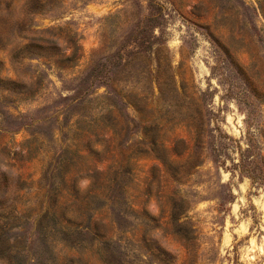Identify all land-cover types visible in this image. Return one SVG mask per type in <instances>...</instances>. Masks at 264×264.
I'll use <instances>...</instances> for the list:
<instances>
[{
    "label": "rangeland",
    "instance_id": "obj_1",
    "mask_svg": "<svg viewBox=\"0 0 264 264\" xmlns=\"http://www.w3.org/2000/svg\"><path fill=\"white\" fill-rule=\"evenodd\" d=\"M151 2L159 9L149 8ZM23 5V0L13 1L10 11L15 21L22 18ZM151 15L159 19L154 51H163L156 50L152 57L167 56L180 92L184 85L190 95H179L177 105L191 108L203 94V107L210 113L197 146V162L188 166L181 184H170L159 159L140 156L128 189L129 205L140 219L155 220L152 225L157 222L148 243L156 254L165 251L169 257L161 256L171 264H187L189 259L184 241L173 234L170 224L167 197L173 189L191 201L188 218L182 215L180 221L187 220L197 237L193 264H264V0H64L53 13L32 16L33 29L53 41L46 51L41 50L42 58L29 56L14 29L10 42L0 45V77L17 79L18 68L11 60L22 48L18 67L28 73L26 78L35 81L39 77L41 85L33 100L24 102L0 84V121H9L3 115L10 109L7 96L15 101L12 112L22 111L41 120L34 127L17 126V133L0 132V192L14 196L21 184V205L30 199L35 206L38 192L48 189L49 182L42 177L50 156L61 145L54 139L55 119L63 112L61 120L74 119L78 111H66L62 96L73 93L76 79L95 61L114 51L127 58L136 39L149 45L145 20ZM138 22H142L140 27ZM70 56L72 60L60 67V61ZM131 60L143 68L150 62L148 57ZM104 91L103 86L96 89L92 98ZM162 140L171 162L180 165L188 160L194 142L186 127L168 129ZM86 143V137L78 141L77 150L84 159L67 176L68 184L81 193L92 187L88 174L104 172L110 165V152L100 159ZM177 143L179 152L174 150ZM93 148L101 150L102 145L95 143ZM23 223L26 227L11 229V244L25 230L35 239L36 224ZM145 229L141 221H135L134 241L141 251L146 250L142 242ZM40 249L35 240L22 255L23 263L39 264L37 257L43 260ZM55 252L59 264L72 258L102 264L95 250L82 253L57 244ZM143 259L149 263L148 257ZM0 264L8 262L0 258Z\"/></svg>",
    "mask_w": 264,
    "mask_h": 264
},
{
    "label": "trees",
    "instance_id": "obj_2",
    "mask_svg": "<svg viewBox=\"0 0 264 264\" xmlns=\"http://www.w3.org/2000/svg\"><path fill=\"white\" fill-rule=\"evenodd\" d=\"M13 1L0 0V45L10 42V35L15 29L18 40L25 43L23 49L29 51V56L44 57L41 50L46 51L53 41L33 29L32 16L53 13L64 0H23V16L17 21L10 11ZM149 8L159 9L152 2ZM158 20L153 15L145 20V27L150 30L145 42L149 45H142L144 41L136 39L134 42L137 45L129 51L127 58L121 52L114 51L104 60L95 61L83 76L76 79L73 93L62 96L66 111L76 108L78 111L74 119L65 117L61 120L64 112L55 119L54 139L61 145L50 156L42 177L49 182L48 189L38 192L35 206L30 199L21 205V184L14 189V196L5 190L0 192V258L7 260L8 264H24L22 255L30 251L35 240L41 244L43 260L37 257L39 264H59L55 252L57 244L82 253L95 250L102 264H171L168 258L161 256L169 257L165 251L156 254L148 243L150 230L159 225L157 222L152 225L155 220L140 219L133 212L127 197L128 189L136 175V162L143 155L153 156L163 163L171 185L181 184L188 166L197 162V146L206 132L205 119L210 111L203 107V94L198 96V103L193 102L191 108L177 105L176 98L179 95L190 97L186 92L187 87L182 85L180 92L167 56L157 55L154 66L152 56L156 50L163 53L160 49L154 51V43L158 39L155 34ZM140 23L137 27L142 25ZM23 49L11 60L14 68H18L17 79L0 77V84L4 83L5 91L17 93L22 101L28 102L38 92L41 79L38 77L34 81L31 76L26 78L27 72L18 67L22 64L20 53ZM73 57L61 60L59 66H64ZM131 57L140 60L148 57V67L133 63ZM1 71L0 68V74ZM102 86L105 91L96 93V97L92 98L96 89ZM5 98L10 109L3 115L9 121H5V124L0 121V132L17 133V126L34 127L41 120L29 117L22 111L12 112L15 101L9 96ZM175 126L186 127L194 142L188 160L180 165L168 159L162 140L163 133ZM104 132H111L112 135L106 138ZM84 137L87 139L84 146L91 153L94 152L96 157L101 159L110 152L108 169L88 174L93 184L87 193L70 186L67 179L72 168H77L84 159L80 150H77L78 141ZM95 143L102 145V149L95 150ZM174 150L180 151L178 143ZM167 198L172 232L184 241L189 256L187 264H193L191 259L197 237L187 220L180 221L182 215L188 218L186 214L191 209V201L175 189ZM130 218L133 223L129 225ZM25 220L36 224L35 239L25 230L22 238L17 240L14 237L16 244H11V229L23 228ZM135 221H141L146 226L142 238L145 251H141L140 244L134 241ZM144 256L148 257L149 263L145 262ZM75 261L84 264L82 258H72L67 264Z\"/></svg>",
    "mask_w": 264,
    "mask_h": 264
}]
</instances>
